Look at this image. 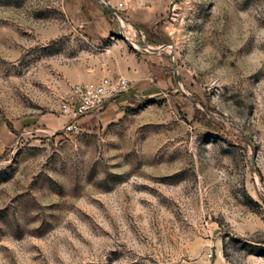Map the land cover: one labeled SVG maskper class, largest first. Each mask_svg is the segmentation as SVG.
<instances>
[{
	"label": "rangeland",
	"instance_id": "374dc122",
	"mask_svg": "<svg viewBox=\"0 0 264 264\" xmlns=\"http://www.w3.org/2000/svg\"><path fill=\"white\" fill-rule=\"evenodd\" d=\"M0 264H264V0H0Z\"/></svg>",
	"mask_w": 264,
	"mask_h": 264
},
{
	"label": "built area",
	"instance_id": "2783aa9c",
	"mask_svg": "<svg viewBox=\"0 0 264 264\" xmlns=\"http://www.w3.org/2000/svg\"><path fill=\"white\" fill-rule=\"evenodd\" d=\"M131 87L128 76H103L83 84H75L66 92L62 110L69 116L67 131L81 132L80 121L85 116L98 112Z\"/></svg>",
	"mask_w": 264,
	"mask_h": 264
},
{
	"label": "crops",
	"instance_id": "0c3cea01",
	"mask_svg": "<svg viewBox=\"0 0 264 264\" xmlns=\"http://www.w3.org/2000/svg\"><path fill=\"white\" fill-rule=\"evenodd\" d=\"M127 73H129L128 67H124V68H122V70L117 71V70H114V69H109V67L106 66V65L105 66H101L100 65L98 70L95 71V75L93 77L94 78L96 77V79H99V78H101L103 76H109V75L110 76H119L118 74L124 75V74H127ZM124 76H127V75H124ZM90 79H92V76H91Z\"/></svg>",
	"mask_w": 264,
	"mask_h": 264
},
{
	"label": "water",
	"instance_id": "95a60500",
	"mask_svg": "<svg viewBox=\"0 0 264 264\" xmlns=\"http://www.w3.org/2000/svg\"><path fill=\"white\" fill-rule=\"evenodd\" d=\"M106 6L111 9V7L109 5H106Z\"/></svg>",
	"mask_w": 264,
	"mask_h": 264
}]
</instances>
